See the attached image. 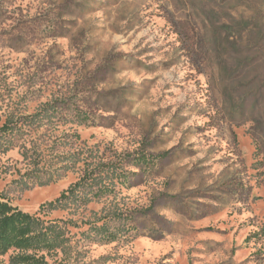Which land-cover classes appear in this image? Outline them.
I'll return each instance as SVG.
<instances>
[{"label":"rangeland","instance_id":"obj_1","mask_svg":"<svg viewBox=\"0 0 264 264\" xmlns=\"http://www.w3.org/2000/svg\"><path fill=\"white\" fill-rule=\"evenodd\" d=\"M10 120L0 198L70 238L0 264H264V0H0ZM87 169L95 199L41 211Z\"/></svg>","mask_w":264,"mask_h":264},{"label":"trees","instance_id":"obj_2","mask_svg":"<svg viewBox=\"0 0 264 264\" xmlns=\"http://www.w3.org/2000/svg\"><path fill=\"white\" fill-rule=\"evenodd\" d=\"M18 126V122L14 120L6 121L0 126V145ZM95 179H97L95 170H85L83 175L58 198L43 204L41 211L63 210L70 202L80 200L89 203L95 199ZM61 221L63 222V219L46 222L37 213L25 212L0 198V248L4 253L12 247L33 249L36 252L47 249L50 253H57L59 249L64 250L70 237L67 235L68 229L60 224Z\"/></svg>","mask_w":264,"mask_h":264},{"label":"crops","instance_id":"obj_3","mask_svg":"<svg viewBox=\"0 0 264 264\" xmlns=\"http://www.w3.org/2000/svg\"><path fill=\"white\" fill-rule=\"evenodd\" d=\"M226 148V146H224ZM204 148V147H203ZM206 150V149H205ZM203 152V149H201L200 151H197L196 154L194 155V157L196 155H198L199 153ZM217 158H220V157H217ZM218 162L216 161H199V166H201L202 168H205L204 164H209L208 167H211L210 170H207V169H203L202 173H205V171H208L210 172L211 174H213L214 176L211 178V180H214V182H211V184H215V186H220L221 183L225 182V180L229 179L231 180L230 178H232L233 176L237 175L239 176L240 174V177H243L242 179L240 180H244V182L246 181V168H247V172H250V167H246L244 164L242 165V167L240 166V164L238 162H236L235 164H232L230 162H227L225 163L224 161H220L217 160ZM189 163L191 165H189ZM174 164H177L176 162ZM193 163L192 162H186L184 163V166L183 167H191L193 166L192 165ZM172 172H170L171 174ZM186 172H183L181 173L180 177L182 178L184 176ZM230 182V181H229ZM252 182V181H251ZM229 184V183H228ZM253 184V183H252ZM226 185H227V182H226ZM179 186L182 188V189H187V188H192V187H196L197 185H195V183H192V182H185L184 186L183 184H179ZM177 187V185L173 186V190H175ZM180 189V190H182ZM229 207L228 206H225L223 208H220V211H217L213 214L216 215V216H222L220 217V219L218 220L219 222L222 221V223L224 224L225 221H227V225L226 227L224 228H227L228 227H232L233 225L231 224L230 222V219H232L230 217V213L231 211H229ZM225 214H227L228 217H230V219L225 218ZM226 229H223V231H225ZM227 231V230H226Z\"/></svg>","mask_w":264,"mask_h":264}]
</instances>
